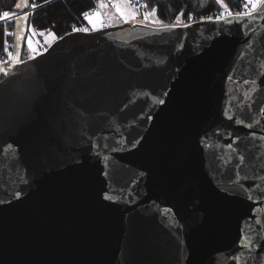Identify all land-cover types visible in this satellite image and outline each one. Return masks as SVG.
<instances>
[{"label": "water", "instance_id": "water-1", "mask_svg": "<svg viewBox=\"0 0 264 264\" xmlns=\"http://www.w3.org/2000/svg\"><path fill=\"white\" fill-rule=\"evenodd\" d=\"M184 17L7 63L0 264H264V15Z\"/></svg>", "mask_w": 264, "mask_h": 264}, {"label": "trees", "instance_id": "trees-1", "mask_svg": "<svg viewBox=\"0 0 264 264\" xmlns=\"http://www.w3.org/2000/svg\"><path fill=\"white\" fill-rule=\"evenodd\" d=\"M19 2L20 0H0V55L4 53L5 42L12 44L11 51L14 54L17 41L16 33L19 32L23 36L29 27L26 24L24 30L21 31L16 27V18L8 19L2 16L3 12H10L13 14L12 16H15L31 8L30 6H22L18 9L16 4ZM33 2L38 7L31 15L30 27L36 31L54 33L56 39H58L70 33L74 25H88L83 13L94 12L93 9L101 0H28L29 5ZM140 3L147 4V7H142L144 11L139 12L140 17L136 21L150 23V20H144L143 14L155 8L156 17L166 25L174 23L176 16L181 11L185 12L184 24L206 19L202 17H215L221 11L215 0H206L205 6H200L202 0H140ZM225 3L234 10H240L243 7L241 0H225ZM189 17H192V19H189ZM5 19H8V21L4 22ZM5 29L12 35L6 34ZM18 46L20 48L18 47L19 53L17 56L20 58L24 56L27 47L21 48L20 43ZM49 46V44L45 45V49Z\"/></svg>", "mask_w": 264, "mask_h": 264}, {"label": "snow or ice", "instance_id": "snow-or-ice-1", "mask_svg": "<svg viewBox=\"0 0 264 264\" xmlns=\"http://www.w3.org/2000/svg\"><path fill=\"white\" fill-rule=\"evenodd\" d=\"M109 2L112 4V6L115 8V11L117 13H119L120 17L127 22L129 19L131 20H135L137 17V11L139 7H147V4H141L140 0H109ZM215 2L220 6L221 11L215 16V20L217 22L219 21H225L228 22L230 20H242L244 18H254V14L255 15H264V0H241V3L243 5L242 10L240 11H235L233 12L227 5V3H225V0H215ZM131 3H135L136 6L134 7H126L128 4ZM122 4L125 7H122ZM206 4V0H202V3L200 6H205ZM31 7V8H36L38 7L37 4H35L34 2L29 5L28 0H20L19 3L16 4V8H21V7ZM106 5L103 3V0H101V3L99 4V7L103 8ZM13 14L10 12H3L2 16L3 18H10ZM83 16L86 20H88L89 24L92 25L93 29L99 28V27H103L104 25V21L101 18L100 12L99 11H95V12H85L83 13ZM182 17H183V11H181L175 18V22L172 24H168L165 25L162 23V21H160L157 17H156V9L153 8L151 11L146 12L143 14V18L145 21L151 19L152 23L155 24H161L163 29H167V30H171L175 27H177V25L181 24L182 21ZM202 18H206L208 20H212L213 17L212 16H207V17H202ZM28 19H29V14L25 13L23 15L17 16L16 17V27L19 28L21 31L24 30V26L28 23ZM112 19V16L109 15L108 16V20L110 21ZM189 19H192V17H189ZM74 31L76 32H88L89 29L87 27L84 28H73ZM6 34L8 35H12V33H8L7 29H5ZM31 33L32 35L27 37V44H28V48L31 50L29 53L28 58L32 59L33 56L31 55V53H35L38 51V48L34 46V42L32 37L37 35V31L35 29H31ZM40 36H44L45 33L44 32H39L38 33ZM17 36V43H19L20 40L25 39L24 36L20 35V33H16ZM56 36L54 33L48 32V36H47V40L51 41V40H55ZM47 42V41H46ZM39 41H36V44H38ZM6 46L4 48V51L7 53V60L3 59L2 57H0V73H3L4 75H7V71L5 66L7 65V63L9 61H11L14 64H20L22 61L20 60V58L17 55H14L11 51H8V47H7V42H5ZM231 118V117H229ZM243 120L238 121V123H243ZM248 127L251 128V124L248 125ZM228 148L231 149L232 145L229 144ZM231 159V156H229V160ZM246 157L244 155H240L239 156V163L243 164L245 161ZM237 175H239V173H237ZM249 246H251V241L249 240Z\"/></svg>", "mask_w": 264, "mask_h": 264}, {"label": "rangeland", "instance_id": "rangeland-1", "mask_svg": "<svg viewBox=\"0 0 264 264\" xmlns=\"http://www.w3.org/2000/svg\"><path fill=\"white\" fill-rule=\"evenodd\" d=\"M108 3L109 2V0H103V3ZM134 6H136V5H132V4H128L126 7H134ZM122 7H125L123 4H122ZM97 11H99L100 12V15H101V18H102V20L104 21V25H103V27H99V28H96V29H93L92 28V25L91 24H89V22H88V20H87V24L89 25V27H90V29L91 30H97V29H101V28H104V27H107V26H114V25H119V24H121V23H125V21L120 17V15H119V13H117L116 11H115V8L114 7H112L111 9H109V10H103V9H101V8H98L97 9ZM105 13H107L108 14V16L111 14V16H112V19L109 21L108 20V18H106V16H105ZM113 14V15H112ZM11 17H13V16H11ZM140 17V15H139V10L137 11V17H136V19L137 18H139ZM135 19V20H136ZM135 20H131V19H129L127 22H129V21H135ZM150 21V23L151 24H153V25H160V24H155V23H152V21H151V19H149ZM32 29V28H31ZM39 32H42V31H37V35L36 36H34V37H32V39H33V42H34V46L35 47H40V46H44L45 47V45H47V44H49V45H51L55 40H51V41H48L47 40V36H48V33H46V32H44L45 33V35L44 36H40L38 33ZM32 35V33H31V30H30V34H29V36H31ZM21 41V40H20ZM36 41H39V43L38 44H36ZM47 41V42H46ZM53 41V42H52ZM12 45V44H11ZM27 48H26V50H25V52H24V56H22V57H20V59H22V60H26V58L28 57V55H29V51H30V49L28 48V44H27V46H26ZM19 48H20V46H19Z\"/></svg>", "mask_w": 264, "mask_h": 264}, {"label": "built area", "instance_id": "built-area-1", "mask_svg": "<svg viewBox=\"0 0 264 264\" xmlns=\"http://www.w3.org/2000/svg\"><path fill=\"white\" fill-rule=\"evenodd\" d=\"M100 3H101V2H100ZM100 3H98V4L96 5V7L93 9L94 12L97 11L98 8H101V7H99V4H100ZM104 4H105L106 6L103 7V8H101V9H103V10H109V9H111V8L113 7L112 4H111L110 2H108V3L106 2V3H104ZM131 4H132V5H135V3H131ZM229 8H230V7H229ZM230 9H231L233 12L242 10V8H241L240 10H234V9H232V8H230ZM138 10H139V12H143V11H144V9H143L142 7H139ZM34 11H35V8H34V9H33V8H29V9H26V11L21 12L19 15H15V16L10 17V18H16L17 16L23 15V14H25V13H28V14L32 15ZM105 16H106V18H108V14H107V13H105ZM8 19H9V18H8ZM8 19H5L4 22H7ZM213 19H215V17H213ZM144 23H147V22H144ZM74 27H75V28H84V27H87V28L89 29V31L91 30L90 27H89V25H74V26L72 27V31H74V30H73ZM72 31H71V32H72ZM7 47H8V51H11V47H12L11 43H7ZM45 50H46V49H45L44 46H42V47H41V46L38 47V51H37V52H35V53H31V55L33 56L32 59L37 58V57H38L40 54H42ZM30 51H31V50H30ZM30 51H29V53H30ZM11 52H12V51H11ZM6 55H7V53L4 51V53L1 54L0 57H2L3 59L7 60ZM28 56H29V55H28ZM26 59H29V58L27 57Z\"/></svg>", "mask_w": 264, "mask_h": 264}, {"label": "flooded vegetation", "instance_id": "flooded-vegetation-1", "mask_svg": "<svg viewBox=\"0 0 264 264\" xmlns=\"http://www.w3.org/2000/svg\"><path fill=\"white\" fill-rule=\"evenodd\" d=\"M29 34H30V31L27 28L26 33H24V35H23L25 37V39L19 41V43L21 44V48H25L26 47V43H27V39L26 38L29 37ZM19 43H17V41H16V47L17 48L19 47L18 46ZM18 53H19V50H18Z\"/></svg>", "mask_w": 264, "mask_h": 264}, {"label": "crops", "instance_id": "crops-1", "mask_svg": "<svg viewBox=\"0 0 264 264\" xmlns=\"http://www.w3.org/2000/svg\"><path fill=\"white\" fill-rule=\"evenodd\" d=\"M111 15V14H110ZM113 15V14H112Z\"/></svg>", "mask_w": 264, "mask_h": 264}]
</instances>
